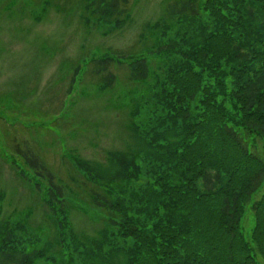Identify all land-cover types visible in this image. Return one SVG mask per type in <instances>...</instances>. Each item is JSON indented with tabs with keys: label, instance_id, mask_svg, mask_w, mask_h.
Listing matches in <instances>:
<instances>
[{
	"label": "trees",
	"instance_id": "obj_1",
	"mask_svg": "<svg viewBox=\"0 0 264 264\" xmlns=\"http://www.w3.org/2000/svg\"><path fill=\"white\" fill-rule=\"evenodd\" d=\"M127 2L89 0L88 7L120 21ZM200 11L209 21L189 26L186 42L170 39L157 50L177 58L165 63L153 119L134 129L142 146L110 153L111 175L82 166L92 182L88 199L112 229L80 246L83 264H264V192L250 203L264 184V0H173L166 7L170 20L197 19ZM116 61L92 60L106 86ZM127 67L132 81L147 79L145 58ZM17 149L34 189L45 183L66 245L62 186L29 147ZM249 203L255 222L248 240L241 221ZM18 244L12 232L0 239V264H35L37 253Z\"/></svg>",
	"mask_w": 264,
	"mask_h": 264
},
{
	"label": "rangeland",
	"instance_id": "obj_2",
	"mask_svg": "<svg viewBox=\"0 0 264 264\" xmlns=\"http://www.w3.org/2000/svg\"><path fill=\"white\" fill-rule=\"evenodd\" d=\"M171 1L128 0L127 16L116 21L109 14L98 18L89 0H0V239L12 232L19 246L37 253L35 264H83L80 246L110 234L105 213L88 199L92 182L82 166L111 175L110 153L133 154L142 146L134 129L153 119L165 63L177 58L158 48L170 39L186 42L189 26L209 21L203 11L197 19H168ZM103 57L121 59L109 67V86L105 72L94 74L92 60ZM140 57L149 74L134 82L127 64ZM17 145L29 147L62 186L66 245L45 201V183L34 189ZM263 192L264 184L250 203ZM250 203L241 221L248 240L255 222Z\"/></svg>",
	"mask_w": 264,
	"mask_h": 264
}]
</instances>
